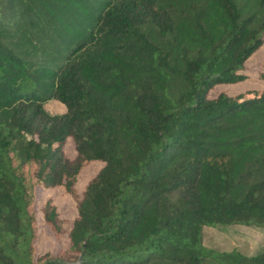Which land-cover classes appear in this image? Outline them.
Returning a JSON list of instances; mask_svg holds the SVG:
<instances>
[{"label":"trees","instance_id":"1","mask_svg":"<svg viewBox=\"0 0 264 264\" xmlns=\"http://www.w3.org/2000/svg\"><path fill=\"white\" fill-rule=\"evenodd\" d=\"M263 45L264 0H0V264H264L201 235L264 232V88L209 97Z\"/></svg>","mask_w":264,"mask_h":264},{"label":"rangeland","instance_id":"2","mask_svg":"<svg viewBox=\"0 0 264 264\" xmlns=\"http://www.w3.org/2000/svg\"><path fill=\"white\" fill-rule=\"evenodd\" d=\"M264 73V45L256 51L246 62L244 66V74L248 80L236 85H220L209 94L210 98H214L219 92L227 95H233L246 89H262L264 84L257 79V73ZM44 108L51 114H62L63 106L56 101H47ZM72 142L68 138L64 146L66 157H72ZM100 168L99 164H91L84 168L79 175L78 191H81L85 183ZM35 200L33 203V214L37 226L36 238L34 241L35 255L50 253L56 255L66 246L65 235L56 237L40 218L39 209L46 200H51L55 206L59 217L70 222L74 217L73 203L67 198L61 189L44 190L36 188ZM202 244L206 248L212 249L218 253H227L231 251L239 252L245 256H252L264 250V232L254 228L242 226H228L221 229L204 227L201 230Z\"/></svg>","mask_w":264,"mask_h":264}]
</instances>
